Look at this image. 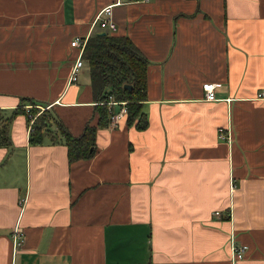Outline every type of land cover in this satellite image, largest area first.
Instances as JSON below:
<instances>
[{
    "label": "crops",
    "instance_id": "obj_1",
    "mask_svg": "<svg viewBox=\"0 0 264 264\" xmlns=\"http://www.w3.org/2000/svg\"><path fill=\"white\" fill-rule=\"evenodd\" d=\"M113 1L0 0L2 109L31 97L79 134L96 114L88 67L68 81L72 37L105 28L149 59L147 128H97L90 158L30 144L26 117L13 119L11 148L0 146V264H264V0L128 2L111 7L114 28L93 23Z\"/></svg>",
    "mask_w": 264,
    "mask_h": 264
},
{
    "label": "trees",
    "instance_id": "obj_2",
    "mask_svg": "<svg viewBox=\"0 0 264 264\" xmlns=\"http://www.w3.org/2000/svg\"><path fill=\"white\" fill-rule=\"evenodd\" d=\"M82 52L83 65L88 67L91 95L95 102V123L91 119L85 121L82 131L75 135L56 112L50 110L49 105L25 96L21 97L18 106L0 108V146L11 148V123L20 114L26 117L28 142L40 144L47 139L51 144H63L68 162L94 155L97 128L110 125V117L114 112L112 106L115 103L123 102L125 108V113L118 121L125 118V123L138 131L147 128L149 122L143 105L147 100L149 59L142 50L129 36L99 28L87 36Z\"/></svg>",
    "mask_w": 264,
    "mask_h": 264
},
{
    "label": "built area",
    "instance_id": "obj_3",
    "mask_svg": "<svg viewBox=\"0 0 264 264\" xmlns=\"http://www.w3.org/2000/svg\"><path fill=\"white\" fill-rule=\"evenodd\" d=\"M150 0H114L112 3H109L108 5L104 6L101 8V10H99L97 12V14L94 17L93 23L94 21H99L102 25L104 26H108V28H114L115 27V23H113V21L110 18L111 15V7L113 5H120L122 3H128V2H148ZM87 40V35H80V36H74L72 37L71 41H70V45L76 49L77 52V56L74 59L72 65H71V71L68 77V81L70 82H76V80L78 79V76L81 72L82 69V65H83V58H82V50L83 47L86 43ZM214 86L215 83L211 82V83H203L202 84V88L205 92V97L209 100L213 99L215 97L214 94ZM256 97L257 98H264V88H261L259 91H257L256 93ZM26 107H30V105H26ZM41 109L43 107H40ZM125 113V108L124 107H120L119 111H114L111 114L110 117V125L112 126H116L118 123V119ZM217 134L218 137L221 140H229L230 139V134H228L227 130H224L222 127L217 128ZM220 211L219 210H215L214 214H219ZM11 240L13 241V249L15 250L16 248H18V246H21L23 241V232L22 229L20 228V226H18V224H14V228L13 231L11 233ZM230 249L232 252V259H241L244 257V252L246 251V244L242 245V244H236L234 239L231 240L230 243Z\"/></svg>",
    "mask_w": 264,
    "mask_h": 264
},
{
    "label": "water",
    "instance_id": "obj_4",
    "mask_svg": "<svg viewBox=\"0 0 264 264\" xmlns=\"http://www.w3.org/2000/svg\"><path fill=\"white\" fill-rule=\"evenodd\" d=\"M102 33H104V32H102Z\"/></svg>",
    "mask_w": 264,
    "mask_h": 264
},
{
    "label": "rangeland",
    "instance_id": "obj_5",
    "mask_svg": "<svg viewBox=\"0 0 264 264\" xmlns=\"http://www.w3.org/2000/svg\"><path fill=\"white\" fill-rule=\"evenodd\" d=\"M84 67V66H83Z\"/></svg>",
    "mask_w": 264,
    "mask_h": 264
}]
</instances>
